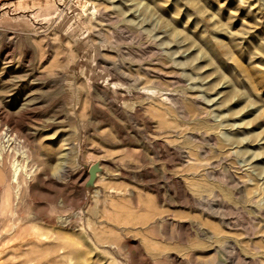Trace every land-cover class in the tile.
<instances>
[{
  "label": "rangeland",
  "instance_id": "1",
  "mask_svg": "<svg viewBox=\"0 0 264 264\" xmlns=\"http://www.w3.org/2000/svg\"><path fill=\"white\" fill-rule=\"evenodd\" d=\"M0 264H264V0H0Z\"/></svg>",
  "mask_w": 264,
  "mask_h": 264
},
{
  "label": "bare ground",
  "instance_id": "2",
  "mask_svg": "<svg viewBox=\"0 0 264 264\" xmlns=\"http://www.w3.org/2000/svg\"><path fill=\"white\" fill-rule=\"evenodd\" d=\"M17 175H18V171L16 170V167L14 165L13 170H12V177H13V179H15L17 177Z\"/></svg>",
  "mask_w": 264,
  "mask_h": 264
}]
</instances>
